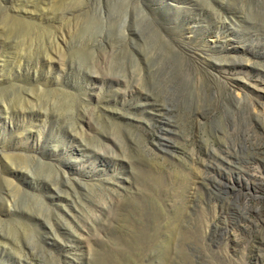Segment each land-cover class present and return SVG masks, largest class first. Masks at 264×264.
Listing matches in <instances>:
<instances>
[{
	"label": "rangeland",
	"instance_id": "obj_1",
	"mask_svg": "<svg viewBox=\"0 0 264 264\" xmlns=\"http://www.w3.org/2000/svg\"><path fill=\"white\" fill-rule=\"evenodd\" d=\"M38 263L264 264V0H0V264Z\"/></svg>",
	"mask_w": 264,
	"mask_h": 264
},
{
	"label": "bare ground",
	"instance_id": "obj_2",
	"mask_svg": "<svg viewBox=\"0 0 264 264\" xmlns=\"http://www.w3.org/2000/svg\"><path fill=\"white\" fill-rule=\"evenodd\" d=\"M55 1H57V0H55ZM78 2V1H77ZM103 3H104V0H103ZM103 6V5H102ZM104 6H106V5H104ZM103 11H105V13L103 12ZM99 13H101L102 15L103 14H105L106 15V13H107V10L106 9H103V10H100L99 11ZM97 14V13H96ZM96 16V15H95ZM216 17V16H215ZM218 21V20H217ZM95 22H98V23H102V18L100 17V16H97L96 17V20H95ZM219 22H221V21H219ZM223 22V21H222ZM225 23V22H224ZM57 41V40H56ZM100 74V73H99ZM100 79H104V77H99ZM104 81H106V80H104ZM108 81V80H107ZM111 81H113L112 79H111ZM130 91V90H129ZM132 91V92H131ZM130 92H129V94H130V96H131V99H134V100H136L138 103H142V105H148V104H154V102L151 100V98H152V94L151 93H148V92H146V91H143V89H142V91L141 90H139V91H137V90H131ZM128 92V91H127ZM20 110H24L23 108H21ZM172 122V121H171ZM170 124V122L168 121V125ZM170 131V129L168 128V132ZM160 138H163V139H165V140H167V138L166 137H163V136H160ZM172 145V144H171ZM174 145V144H173ZM160 146V145H159ZM161 150H163V151H166L167 152V148H165V147H159ZM26 168H27V166H26ZM1 212H3V213H5V214H8V213H10V210L9 209H7V210H2ZM39 264V263H38Z\"/></svg>",
	"mask_w": 264,
	"mask_h": 264
}]
</instances>
